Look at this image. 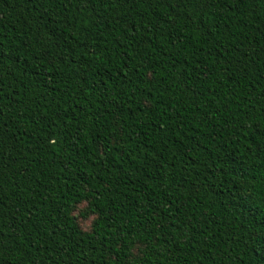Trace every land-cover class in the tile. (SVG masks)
<instances>
[{
	"label": "trees",
	"instance_id": "obj_1",
	"mask_svg": "<svg viewBox=\"0 0 264 264\" xmlns=\"http://www.w3.org/2000/svg\"><path fill=\"white\" fill-rule=\"evenodd\" d=\"M0 264H264V0H0Z\"/></svg>",
	"mask_w": 264,
	"mask_h": 264
},
{
	"label": "rangeland",
	"instance_id": "obj_2",
	"mask_svg": "<svg viewBox=\"0 0 264 264\" xmlns=\"http://www.w3.org/2000/svg\"><path fill=\"white\" fill-rule=\"evenodd\" d=\"M89 224H90V221L89 220H82V226L84 228H87L89 226Z\"/></svg>",
	"mask_w": 264,
	"mask_h": 264
}]
</instances>
